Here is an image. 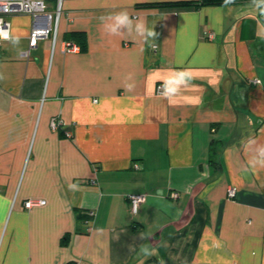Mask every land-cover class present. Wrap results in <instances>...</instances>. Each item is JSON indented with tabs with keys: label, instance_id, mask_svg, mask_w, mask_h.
I'll return each mask as SVG.
<instances>
[{
	"label": "crops",
	"instance_id": "crops-1",
	"mask_svg": "<svg viewBox=\"0 0 264 264\" xmlns=\"http://www.w3.org/2000/svg\"><path fill=\"white\" fill-rule=\"evenodd\" d=\"M178 1L62 0L32 48V18H7L0 264H264V6L152 5ZM120 11L156 38L109 34Z\"/></svg>",
	"mask_w": 264,
	"mask_h": 264
},
{
	"label": "built area",
	"instance_id": "built-area-1",
	"mask_svg": "<svg viewBox=\"0 0 264 264\" xmlns=\"http://www.w3.org/2000/svg\"><path fill=\"white\" fill-rule=\"evenodd\" d=\"M50 0H0V39H7L9 36V24L7 18L14 15H28L33 20V27L29 36L30 48L35 47L36 41L40 38L52 37L53 41L56 38L58 20L61 14V2L62 0H56L57 7L54 11V16L47 12V3ZM211 38V37H210ZM66 50L70 47V44L65 45ZM153 50L156 51L157 47L154 46ZM26 56V55H24ZM157 94H164L162 87L157 88ZM57 123L51 122V127L55 129ZM134 169H139L138 165L134 166ZM176 197V195H173ZM227 196L234 198L235 191L233 188L228 189ZM128 202L129 212L135 215L139 209V206L144 202V195H131L126 198ZM43 201H27L25 208H33L44 206ZM92 216V213H90Z\"/></svg>",
	"mask_w": 264,
	"mask_h": 264
},
{
	"label": "clouds",
	"instance_id": "clouds-1",
	"mask_svg": "<svg viewBox=\"0 0 264 264\" xmlns=\"http://www.w3.org/2000/svg\"><path fill=\"white\" fill-rule=\"evenodd\" d=\"M258 5L264 6V0H257ZM101 21L105 30L112 35H119L122 32H128L134 34L137 37L144 39H155L157 33L154 29H149L143 19H133L127 11H120L107 17H101ZM191 80V76L186 70H178L175 74L163 82L164 96L171 98L177 95L182 86H185ZM133 85H127L129 91H131ZM254 142V141H252ZM250 163H252L250 161ZM253 164V163H252ZM257 164L264 166V146H260L257 149ZM255 165V164H253Z\"/></svg>",
	"mask_w": 264,
	"mask_h": 264
},
{
	"label": "trees",
	"instance_id": "trees-1",
	"mask_svg": "<svg viewBox=\"0 0 264 264\" xmlns=\"http://www.w3.org/2000/svg\"><path fill=\"white\" fill-rule=\"evenodd\" d=\"M231 2V0H192V1H178V2H167L152 4L153 6H173V7H201L205 5H223Z\"/></svg>",
	"mask_w": 264,
	"mask_h": 264
}]
</instances>
